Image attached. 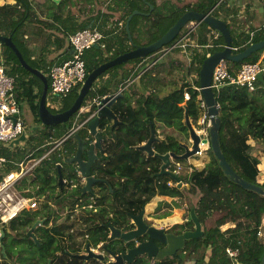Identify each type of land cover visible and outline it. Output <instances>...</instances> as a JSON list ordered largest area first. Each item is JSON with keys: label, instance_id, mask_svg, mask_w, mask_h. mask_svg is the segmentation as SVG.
I'll list each match as a JSON object with an SVG mask.
<instances>
[{"label": "trees", "instance_id": "16d2710c", "mask_svg": "<svg viewBox=\"0 0 264 264\" xmlns=\"http://www.w3.org/2000/svg\"><path fill=\"white\" fill-rule=\"evenodd\" d=\"M45 1L57 8L65 2L61 0L59 4H55L52 0ZM16 3L22 6L21 12L16 5H0V30L10 27L11 38L23 58L32 67L40 69L38 64L33 61L31 63L26 56L25 45H20L14 37V32L18 30L22 21L29 18L31 4L29 0H16ZM216 3L217 0H208L207 4L201 7L190 4L175 6L173 2L157 3L156 0H111L101 15L98 11L87 17L78 28L104 25L110 30L116 28L117 23L122 21L120 33L111 35L104 48L95 46L90 48L98 55L96 58H91L87 55V51L85 52L83 59L86 75L99 64L132 49L133 44L145 45L155 41L186 10L208 12L214 6L210 14L219 15L216 10L218 3ZM149 4L152 5L151 10ZM135 9L140 12L134 14L129 20L128 29L132 38L130 42L125 22ZM15 14H18L17 20L12 18ZM167 21L170 23L162 30ZM199 26L196 41L199 44H205L211 36L214 45L203 51L193 50L191 64L186 67L185 75L195 71L194 81H184L163 95H159L157 92L160 83L159 72L154 70L163 62H159L156 66L153 64L144 71L140 79L143 89L138 90L133 84H128L125 88L131 92L123 88L122 95L111 104L118 123L112 125V122L105 118L100 120L98 129L102 135V149L96 151L98 157L91 166V173L100 179L95 185L98 192L97 210L83 211L77 218L72 216L70 211L62 213V210L55 209L48 202L52 197H57L56 202L59 203L60 194L64 191L63 188L59 189L57 162L61 164L60 170L64 179L77 176L75 168L68 161L77 148L75 135L63 139L52 150L47 144L51 141L57 142L67 134L72 125V117L66 122L44 125L41 129H37L38 135H30L24 142V146H13V148L7 146L9 151L2 156L16 162L45 155L40 163L26 173L16 185L20 191L27 188L30 190L23 192L24 194L31 195V191L34 190V194L43 196L44 200L41 208L24 209L0 226V229L4 231L0 240V260H4L0 264H47L48 260L50 264H103L96 258H81L79 251L87 243L91 247L101 243V248L106 246L114 253L126 251L134 246V241L124 242L121 238H109L107 224L111 223L122 231L132 229L134 224L131 221V215L138 214L155 195L183 198V189L186 193H197L195 201L188 199L189 207L194 206L198 220L205 226L203 234L200 237L185 240L180 254L177 252L174 257L156 259L154 264H181L193 252L203 249L209 250L205 264H229L224 252L226 246L240 248L239 259L243 264H262L264 238L258 234V231L264 230L262 224L264 195L243 188L230 179L219 166L210 146L208 148L210 159L203 167L198 168L185 159H178L180 168L177 174L172 172L174 163L168 167L170 173L159 174L162 164L161 154L171 152L179 155L185 151L186 145L177 137L167 135L163 139L157 138L152 142L153 155H148L137 148L149 138L150 125L155 129V121L187 133L189 131L185 117L195 122L203 115L204 109L200 106L199 92L193 86H199V69L206 53L223 49L224 39L206 23L199 22ZM229 30L233 37L232 45L238 46L234 52L242 50L253 41L264 38L263 33L255 34L254 31L249 41L248 34L245 37L242 35V40H237L232 30L230 28ZM212 31L218 33L216 39ZM262 50L251 54L250 61H258ZM104 51H109L105 57L102 56ZM1 54L7 73L14 77V91L17 97L26 99L31 113L40 121L37 110L43 89L41 80L21 66L9 47L3 45ZM144 59L145 57H137L106 69L99 76L102 79L101 83L92 84L82 104L94 97L101 98L113 93L124 80H126L125 83L132 80L137 72L144 68L142 63L139 65ZM242 62L227 61L230 71L236 70ZM167 63L169 67L179 66V62H175L174 59H170ZM134 64L138 65L134 66ZM118 70H121L120 74L117 73ZM107 74L109 77L103 80ZM258 84H260L259 81ZM150 85H152L151 88H149ZM78 89L79 86L64 98L63 110L73 103ZM185 91L189 93V98L186 100L184 99ZM214 95L219 105V142L225 159L241 177L264 188V180H260L259 177L261 173L264 175V166L262 169L259 166L261 163L264 164V88L258 87L255 91H249L243 86L225 84ZM181 103L184 104L181 105ZM94 108L92 106L85 116ZM78 135L85 140V148H88L93 141V136L89 133L87 124L78 131ZM250 139L261 144V157L251 153ZM25 148L28 151L23 153ZM82 156L86 157V154L83 153ZM16 167L17 165L12 163H5L0 167V180ZM212 177L213 181H211ZM169 181L172 182L171 185L167 184ZM177 181L190 185L191 190L179 188L175 185ZM70 195L72 200L69 206L72 207L82 194L78 191H70ZM59 205L65 206L62 203ZM213 214H216L214 224L206 227L207 219ZM38 219L43 220V223L33 229V234L38 240L36 243L32 237L27 236V231ZM224 225L228 226L222 228ZM173 228H178L180 233L192 229L193 222L188 215L187 219L175 224ZM143 255H137L132 264H150ZM202 261L203 257L196 259L197 264Z\"/></svg>", "mask_w": 264, "mask_h": 264}, {"label": "water", "instance_id": "95a60500", "mask_svg": "<svg viewBox=\"0 0 264 264\" xmlns=\"http://www.w3.org/2000/svg\"><path fill=\"white\" fill-rule=\"evenodd\" d=\"M52 1L54 3L60 2V0ZM149 5L151 10L152 5ZM213 8L214 6L211 9ZM139 12L140 11L137 9L133 10L131 14H129L125 22V28L130 42L132 41V38L129 33L128 23L131 17ZM189 21L206 23L213 30L219 32V34H221L224 39L223 49L215 50L212 53L206 55L199 69L198 77L200 94L205 105L206 116L209 119L208 137H204L202 134H198L196 129L189 122V118L186 116V125L190 134L191 148L186 146L184 153L179 155L171 152L161 154L160 158L162 159V164L160 166L159 174L170 173L168 167L173 163L174 160H186L188 159V157L194 155L196 151L200 149V144H208L214 156L217 158L219 166L230 179H232L234 182H236L243 188L257 192L260 195H264V188L260 185L249 182L248 180L241 177L227 162L224 157V154L222 153L219 142V105L216 100V96L214 95V92L211 88L212 72L217 62H219L221 59L233 62H241L243 59L247 58L251 54L264 49V38L258 41L251 42L240 51L232 52L233 37L224 20L217 16L211 15L209 11L199 12L193 9L186 10L155 41L145 45L133 44L132 49L125 51L93 68L90 72L87 73L86 78L80 85L77 92V96L74 99L73 103L68 108L55 113L48 108L46 102V96L49 86L47 76L39 69L32 67L30 64L27 63V61L23 58L20 50L17 48L10 36L0 34V44L9 47L16 55L21 66L41 80L43 84V89L38 100V117L44 125H55L66 122L76 111H78V109L82 106L84 97L91 89L94 80L98 76H100L106 69L115 65L125 63L128 60L137 57H147L149 54L154 53L155 51L159 50L162 46L172 41L178 35L181 28ZM95 47L98 46L95 45ZM140 77L141 74L139 72L135 77V81H139ZM258 80H261V74L258 75ZM120 95H122L121 90H117L116 92L102 96L100 98V102L97 104V107L95 109V115L87 122L89 133L94 136V141L90 143L89 147L86 150L87 160H83L81 157L83 152L84 140L81 139L77 133L75 134V137L77 138V148L75 153L69 157L68 161L76 162L78 164L77 171H79L81 175L85 177V184L81 189L82 192L89 191L91 185L94 182H97V180H99L90 174V166L97 157L95 153V148L101 150L102 135L98 130V124L102 118L112 121V125L118 123L117 117L111 109V104L115 102ZM25 139L26 134L25 132H23L17 138L9 141L7 145L13 147L14 145L21 143ZM156 139L157 137L155 136L154 128L152 125H150L149 138L142 144L138 145L137 148L144 151L148 155H153L154 149L152 148V142ZM60 167L61 164L57 163L58 183L62 185L64 179L62 177ZM178 183L180 184V182ZM189 216L193 222V228L185 230L180 234H173L170 232L166 233L165 228L163 227L148 225L144 220V206L138 214L131 215V221L134 224V227L132 229L122 231L111 223H108L107 227L110 231L108 235L109 238H121L124 242L134 241L135 244L134 246L128 248L124 253H114L113 251L106 249V252H108L112 261L105 263L123 264V262L125 261L127 264H129L136 255L140 254H146V256L150 258L154 256L158 259H162L165 256H173L178 249L183 248L185 240L190 238H197L203 234L202 224L195 214L194 206L190 208ZM42 223L43 220H36L27 231V236L32 237L36 243H38V240L33 234V229L35 228V226L40 225ZM3 234L4 231L1 230L0 240ZM143 235H146L147 238L145 240L143 239L141 241H137V239ZM155 241L164 243L166 244V246L158 249L155 244ZM85 251L86 254L79 255L81 258L89 259L94 257L99 260L104 259V254L95 252L93 249L90 248L89 243L86 244ZM2 252L4 253V248H2ZM261 263L264 264V253L261 257ZM47 264H50L49 260Z\"/></svg>", "mask_w": 264, "mask_h": 264}, {"label": "built area", "instance_id": "2783aa9c", "mask_svg": "<svg viewBox=\"0 0 264 264\" xmlns=\"http://www.w3.org/2000/svg\"><path fill=\"white\" fill-rule=\"evenodd\" d=\"M220 1L221 0H219V2ZM118 24L120 27L122 26V22ZM198 25L199 23L195 21L187 22L178 33V37L170 41L165 47H161L159 50L155 51L153 55H151L153 56L151 57L153 60L143 69H140L137 74L140 72L142 76L147 68L163 58L169 51L179 50L184 54L188 53L191 55L194 49L203 51L204 49L212 47L214 45L213 41L199 44L190 37V34L195 31ZM253 33V31L250 32V39ZM213 37H215V35ZM105 38L106 34L97 26L76 29L68 35V42L71 48L70 56L65 60L51 63L47 70L46 76L49 81V90L54 96L70 93L83 83L86 78L85 62L83 59L84 54L87 49L95 45L104 48L106 45ZM237 48L238 46L232 45V52L237 50ZM206 54L208 55L210 52L208 51ZM232 71H230L227 60L221 59L216 63L211 78V88L214 93L225 84L243 86L249 91H255L258 87L264 88V62H260L259 60L242 62L236 70ZM259 74H261V80H258ZM258 81L260 84H258ZM128 82H133V79ZM193 87L199 92L198 97L201 99L200 106L204 109L202 117L207 118L205 105L200 94V87L195 85ZM188 98L189 93L185 91L184 99L186 100ZM99 102L100 98L94 97L82 105L76 113L75 118H81L86 112L91 110L92 106L95 108L89 116L84 118L80 123H73L67 134L59 140L57 144H60L63 139L71 136L80 126H83L94 116L96 112L95 109ZM24 131V119L21 115L20 100L14 91V77L7 73L3 57H0V142L5 141L8 143L17 138ZM201 145L203 144H200V149L197 150L194 155H202L203 150ZM44 156L45 155L39 158H26L16 162L13 159H8L0 155V167L5 163L17 165L15 169L10 170L0 180V226L17 216L22 210H32L38 207L40 203L39 198L34 197L32 194H24L23 192H29L30 190L27 188L20 191L16 185L26 173L30 172L38 165ZM173 163L175 167L172 169V172L177 174L180 168V162L174 160ZM167 184L171 185L172 182L169 181ZM258 234H260V231H258ZM100 245L99 243L97 246ZM91 249H93V247ZM198 252H200L198 257H203L202 264H205L209 250L203 249ZM224 252L229 264H243L239 259V247L226 246Z\"/></svg>", "mask_w": 264, "mask_h": 264}, {"label": "rangeland", "instance_id": "374dc122", "mask_svg": "<svg viewBox=\"0 0 264 264\" xmlns=\"http://www.w3.org/2000/svg\"><path fill=\"white\" fill-rule=\"evenodd\" d=\"M34 1V0H32ZM36 2H38L39 4H41L43 1L50 4L48 1L45 0H35ZM34 1V2H35ZM68 4H72V6L74 7V11L79 12V9H81L84 14H90V13H94V11H96L98 9V5H101V3H104L105 6H107V3L111 0H96L97 2H94V0H67ZM166 2L168 4L170 3H174L175 6H178V1L179 0H156L157 3L159 2ZM218 1V0H217ZM225 1V0H224ZM106 8V7H105ZM260 13H258V11L254 12V23H253V28H255V34L259 33V34H264V17H260L259 16ZM100 20L102 21V18H100ZM85 21V20H84ZM105 21H107V19H105ZM170 21H167L162 30L164 29V27L169 24ZM240 23L241 25L244 23V19H240ZM99 29H102L103 32H106V28H104V25H99L97 26ZM244 26H241V28ZM199 27H197L195 29V31H193L192 34H190V37L196 41L198 39V32H199ZM245 30H248L245 29ZM212 33H214L215 38H217L218 34L215 31H212ZM219 33V32H218ZM232 33L234 34V32L232 31ZM179 35V34H178ZM209 36V35H208ZM209 40L208 41H213V38H211V36L208 37ZM109 41V37H106L105 39V43ZM214 43V42H213ZM168 44H165L162 47H165ZM3 49V47H2ZM90 49V48H89ZM87 49V55L90 56L91 58H96L98 55H96V52L92 49ZM258 52V51H257ZM255 52V53H257ZM260 52H264V49ZM107 53H109V51H104L102 56L104 55H108ZM253 53V54H255ZM172 54V55H171ZM183 54V55H181ZM153 55V53L151 54ZM149 56L153 57V56ZM188 55V56H187ZM193 55V52H192ZM188 53H182L178 50H176L175 52L173 51H169L165 54V56H163V58H161L160 61H162V64H159L158 66H156L157 68L155 69L158 70L159 72V78H160V83H159V87L157 89V92L159 95H163L164 93H166L167 91H169L170 89L179 86L182 82L184 81H194L195 77H196V73L195 71H191V73L188 75L186 74V67L189 66L191 64V56ZM251 56V55H250ZM250 56H248L247 58L243 59V62H248L250 61ZM261 57L258 59L260 62H264V56L260 55ZM170 59H174L175 62H179V66H170L169 67V63H167ZM30 62L32 63V61L30 60ZM242 62V61H241ZM34 63V62H33ZM138 64H134V66H136ZM145 67V66H144ZM44 73L47 75V71L44 70ZM103 80H105L103 78ZM102 79L98 76L95 80H94V85L98 82L101 83ZM152 85L149 86V88H151ZM127 89V88H125ZM127 91H130L127 89ZM131 92V91H130ZM69 93L67 94H60L58 96H54L53 93L50 92V90L48 89L47 92V96H46V102L47 105L50 109H55V108H59L62 106L61 101H62V97H67ZM134 94V93H133ZM184 103H181V105H183ZM21 115L24 117V130L26 131V139L24 141H22V145L24 146V142L29 138L30 135H38L37 129H41L42 126H44V124H42L41 121H39L37 119L36 116H33V114H30V110H29V105L28 102H26V100H23L22 102V111H21ZM191 125L196 129V131L198 132V134H202L204 137H208V126H209V119L208 117L204 118V117H200L197 121H192L191 118L189 119ZM185 121H186V117H185ZM73 123H79V118H71V124L73 125ZM155 125V135L158 139H163L165 138L167 135H173L175 137H177L178 139H180L187 147L191 148V139H190V134L189 132L187 133H182L179 129L173 127V126H167L166 124L159 122V121H155L154 123ZM59 141V140H58ZM57 141V142H58ZM252 142V148H251V153H253L254 155H256L257 157H261L262 155V151H261V144H259L258 142L251 140ZM57 142H48L47 144L51 146V150L56 146L57 147ZM21 143L16 144L15 147L17 146H21ZM7 142L5 141H1L0 142V155H4L6 153H8V148H7ZM201 146L202 147V155H192L190 157H188V159H186V161L188 163L193 164L194 166L201 168L205 165V163L210 159V154H209V145L208 144H203ZM28 151L27 148L23 149V153ZM40 163V162H39ZM38 163V164H39ZM260 168L262 169L264 164L261 163ZM260 180H264V175L263 173H261V175L259 176ZM214 178L212 177L211 181H213ZM178 182H180V184H178ZM176 182V186H178L179 188H186L187 191L191 190V186L187 185L185 182H181L178 181ZM174 185V184H173ZM184 195L182 196L183 198L180 197H175V198H171L168 196H161L159 198L153 197L151 199V201L149 203H147L145 205V210H148V208L150 207V210H153L151 213L148 211H145V216L144 220L146 222L149 223V225H154L156 227H163V228H168L171 225H173L176 222H182L185 219H187V216L189 215V210L192 207H189V200H194L196 199V195L197 193H186V191L183 189ZM31 194L33 195V192L31 191ZM156 201L155 203V200ZM193 201V202H194ZM59 206V205H58ZM151 206H154L153 208ZM56 208V206H54ZM264 217V216H263ZM215 218H216V214L211 215L207 221H206V227H210L214 224L215 222ZM228 225H224L222 228H226ZM204 225H202V229L204 230ZM264 227V224H263ZM260 234L262 236V238H264V230L261 231L260 230ZM1 236V233H0ZM94 251H100L99 247H95ZM200 252H193L190 256H188V258H186L185 260H183V262L181 264H197L196 263V259L199 258ZM4 259L0 260V263L3 262ZM150 264H154V262L152 261ZM202 264V262L200 263Z\"/></svg>", "mask_w": 264, "mask_h": 264}, {"label": "crops", "instance_id": "0c3cea01", "mask_svg": "<svg viewBox=\"0 0 264 264\" xmlns=\"http://www.w3.org/2000/svg\"><path fill=\"white\" fill-rule=\"evenodd\" d=\"M34 1L29 0L31 4L30 7L31 14L29 15L28 19L22 21L18 30L17 29L15 30L14 37L16 41L19 42L20 45H25L26 56L31 61L38 64L40 68L39 70L43 73L44 70L46 71L48 70V67L51 63L65 60L70 56L71 48L68 42V35L74 30L78 29L80 24L85 22L84 20L87 17L96 14L98 11H99L98 12L99 15H101V13L104 12V10L107 8L110 2L109 1L107 3V6H105L104 3L98 5V9L94 11V13L84 14V12L81 9H79V12L78 10L74 11L73 10L74 7L72 6V4L70 3L68 4L67 0H65V2L62 4L60 8H57L56 6H52L51 4H48L44 1L41 4ZM94 2L97 1L94 0ZM207 2L208 0H179L178 5L182 6L183 4H190L194 6L204 7L207 4ZM59 3L60 2L55 4H59ZM217 3L218 5L216 7V10L217 12H219V15H217V17L221 18L226 22L227 26H229V28L234 32V35L236 36L235 38L237 40H242V35H244L245 37V35L248 34L249 37L247 39L249 41L250 32L252 31L254 32L255 30V28H253L254 16H255L254 12L258 11V13H260L259 16L264 17V0H225V1L221 0L220 2L218 0ZM3 4L16 5V8L19 9L20 12L22 11V6L20 5V3H16V0H0V5ZM208 11L210 12L212 11V9L210 8ZM12 18L14 20H17L18 14H15L14 16H12ZM240 19H244V23L242 25L240 23ZM118 23L116 28L110 30L105 29L106 37L110 38L111 35L120 33L121 27L119 26ZM241 26L244 27L241 28ZM197 27H199V25ZM247 28L248 30H245ZM10 31H11L10 27L6 29L3 28L2 30H0V34L11 37ZM2 47L3 44H0V57H3V55L1 54ZM260 55L264 56V52H261ZM260 57L261 56H259V58ZM152 60L153 58L151 57L149 58V56H147L142 62L139 63V65L142 63L144 67L147 64H149ZM160 60L155 62L154 66H156L159 62H161ZM120 71L121 70H118L117 73L120 74ZM154 72L156 71L154 70ZM154 72L152 74H154ZM136 75L133 77V82L131 83L129 82L125 83L126 80H124L120 84L118 83L119 85L117 90H121L125 88L128 84H133L138 90L143 89V85L140 80L142 76L139 78V81H135ZM108 77L109 75L107 74L103 78L106 79ZM19 100L22 111V102L23 100L26 99L19 97ZM24 132L26 133V131ZM161 196L163 195L157 194L154 197L159 198ZM156 201L158 200L156 199L155 203ZM145 205H144V217L147 216L145 215V211H148V213L149 212L151 213L153 211L150 210L151 209L150 207L148 208V210H145ZM151 207L153 208L154 206ZM262 224H264V217L262 218Z\"/></svg>", "mask_w": 264, "mask_h": 264}, {"label": "flooded vegetation", "instance_id": "af4514ba", "mask_svg": "<svg viewBox=\"0 0 264 264\" xmlns=\"http://www.w3.org/2000/svg\"><path fill=\"white\" fill-rule=\"evenodd\" d=\"M64 98L65 97H63L62 98V101H61V104H62V106L61 107H59V108H55V109H50L52 112H60V111H62L63 109V100H64ZM62 109V110H61ZM85 126V124L83 125V126H80L72 135L74 136L76 133L78 134V131L82 128V127H84ZM99 130V129H98ZM92 135V134H91ZM93 136V135H92ZM93 141H94V136H93ZM92 141V142H93ZM84 142H85V140H84ZM91 142V143H92ZM101 149H102V146H101ZM86 150H87V148H85V145L83 146V152H82V154L83 153H85L86 154ZM96 151H100L98 148H95V153H96ZM96 156H97V154H96ZM81 157H82V159L83 160H87V154H86V157H83L82 155H81ZM98 157V156H97ZM97 157L95 158V160H94V162L96 161V159H97ZM178 161V160H177ZM70 162V161H69ZM93 162V163H94ZM93 163L91 164V166L93 165ZM71 164L73 165V167L75 168V170H76V177L75 178H70V179H64V182L62 183V185H60L59 183V189H62L63 188V192H62V194H60V197H59V199H58V201H60L59 203H57L56 202V198L55 197H52L50 200H48V202H49V204L51 205V206H56V208L55 209H59V211H61L62 213H64L65 211H70L71 212V215L73 216H76L77 218L79 217L78 215L81 213V212H83V211H86V210H90V209H93V210H97V204H96V199H97V196H98V192H97V187L95 186L96 185V182H94L92 185H91V187H90V190L89 191H85V192H82L81 191V189L83 188V186H84V184H85V177H83L82 175H81V173L79 172V171H77V167H78V164L76 163V162H71ZM91 166H90V174L92 175V176H94L92 173H91ZM95 177V176H94ZM58 178V177H57ZM96 178V177H95ZM98 179V178H97ZM100 180V179H99ZM99 180H97V181H99ZM65 185V186H64ZM70 191H73V192H76V191H78V193H80V194H82V197H80V198H78L73 204H72V207H70L69 206V204H71L70 203V201L72 200V196L70 195ZM33 192V196L34 197H37V198H39V200H40V203L38 204V207L36 208V209H39V208H41V206H42V202H43V200H44V197L43 196H41V197H39V196H37V195H35L34 194V190L32 191ZM56 194H54V196H55ZM177 197V196H176ZM171 198H175V197H171ZM52 199H54V201L52 200ZM56 202V203H55ZM60 203H62V204H64L65 206L64 207H61V205H59ZM59 205V206H58ZM146 222V221H145ZM148 225H149V223L148 222H146ZM177 223H179V222H176V223H174L173 225H171L170 227H168V228H165V232L166 233H173V234H180L179 232H178V228H173V226L175 225V224H177ZM185 231V230H184ZM183 232V231H182ZM109 233H110V231H109ZM142 237V238H141ZM141 237H139L138 239H137V241L139 240V241H141V240H145L146 238H147V236L146 235H143V236H141ZM155 244H156V246H157V248L158 249H160V248H162V247H165L166 246V244H164V243H161V242H158V241H155ZM98 245V244H97ZM93 246V249H95V247H99L100 248V251H95V252H97V253H102V254H104V259L103 260H100V261H102L103 262V264H106L105 262H110V261H112V259L110 258V255L108 254V252H106V249L107 250H109L106 246H102L103 248H101L100 246ZM85 247H86V244L82 247V250H80L79 251V254L80 255H83V254H86V252L84 251L85 250ZM182 249V248H181ZM181 249H178L177 251H176V253L178 252V254H180V250ZM84 251V252H83ZM125 252V251H124ZM124 252H119V253H124ZM176 253L174 254V255H176ZM174 255L173 256H165V257H174ZM137 256V255H136ZM136 256L133 258V260L129 263V264H132V262L134 261V259L136 258ZM143 257H146V259H148V261H150V263L153 261H155L156 259H158V258H156V257H147L146 256V254H144L143 255ZM165 257H163V258H165ZM92 258H94V257H92ZM162 258V259H163ZM90 259V258H89ZM97 259V258H96ZM145 259V260H146ZM99 260V259H98ZM123 264H127L125 261L123 262Z\"/></svg>", "mask_w": 264, "mask_h": 264}, {"label": "clouds", "instance_id": "9594fccd", "mask_svg": "<svg viewBox=\"0 0 264 264\" xmlns=\"http://www.w3.org/2000/svg\"><path fill=\"white\" fill-rule=\"evenodd\" d=\"M150 55H151V54H150ZM48 87H49V86H48ZM79 87H80V86H79ZM87 101H88V100H86V102H87ZM82 105H84V104H82ZM81 107H82V106H81ZM81 107H80V108H81ZM80 108H79V109H80ZM79 109H78V111H79ZM78 111H76V112L71 116L73 119H75V115H76V113H77ZM86 113H87V112H86ZM88 115H89V114H88ZM88 115H87V116H88ZM84 116H85V114H84L81 118H79V123H80L84 118L87 117V116H85V117H84ZM92 117H93V116H92ZM92 117H91V118H92ZM91 118H90V119H91ZM90 119H89V120H90ZM89 120H88V121H89ZM88 121H87V122H88ZM87 122H86L85 124H87ZM71 126H72V125H71ZM58 163H59V162H58ZM59 164H60V163H59ZM170 166H171V165H170ZM0 231H1V229H0ZM0 233H1V232H0ZM100 244H101V243H100ZM89 245H90V244H89ZM90 248H92V247L90 246Z\"/></svg>", "mask_w": 264, "mask_h": 264}, {"label": "bare ground", "instance_id": "6f19581e", "mask_svg": "<svg viewBox=\"0 0 264 264\" xmlns=\"http://www.w3.org/2000/svg\"><path fill=\"white\" fill-rule=\"evenodd\" d=\"M204 147V146H201V148Z\"/></svg>", "mask_w": 264, "mask_h": 264}]
</instances>
